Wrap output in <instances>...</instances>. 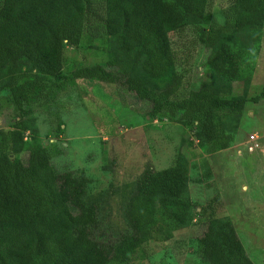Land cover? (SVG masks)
<instances>
[{
    "label": "trees",
    "instance_id": "1",
    "mask_svg": "<svg viewBox=\"0 0 264 264\" xmlns=\"http://www.w3.org/2000/svg\"><path fill=\"white\" fill-rule=\"evenodd\" d=\"M90 5L91 0H0V92L13 114L11 125L0 129V264H128L141 257L158 213L179 225L189 219L180 156L169 167L142 172L126 202L128 230L113 233L100 202L86 196L90 179L58 171L45 146L27 138L30 114L57 103L76 79L123 87L149 103L151 119L196 122L195 137L213 152L232 139L221 130V117L240 114L247 102L264 97V87L246 98L215 85L243 77L246 45L235 35L260 31L264 0H226L221 23L213 18L212 0H103L98 36L112 70L96 64L63 71L64 48L84 43L96 14ZM204 44L202 66L211 80L191 88L184 77ZM205 222L196 240L204 260L254 264L229 220L211 211Z\"/></svg>",
    "mask_w": 264,
    "mask_h": 264
},
{
    "label": "rangeland",
    "instance_id": "2",
    "mask_svg": "<svg viewBox=\"0 0 264 264\" xmlns=\"http://www.w3.org/2000/svg\"><path fill=\"white\" fill-rule=\"evenodd\" d=\"M225 4L226 0H212L211 12L218 23ZM90 6L96 14L89 19L84 43L76 49L64 48L63 71L96 64L112 70L98 36L103 0H91ZM235 36L246 45L244 75L234 82L217 80L215 85L226 88L230 96L251 98L264 87V26ZM90 39L91 47L86 48ZM207 49L204 44L194 52L192 69L183 74L188 87L211 80L210 71L202 66ZM184 90L183 84L180 92ZM4 97L5 92H0V129L13 122ZM149 109V103L115 83L78 78L57 103L30 114L25 135L35 136L45 146L58 171L71 170L90 179L86 196L100 202L101 215L113 233L128 230L126 202L142 172L169 167L180 156L188 177L189 219L179 225L158 213L157 225L147 229L141 257L128 264H209L196 240L211 211L215 218L232 223L252 262L264 264V97L247 102L240 114L221 117L220 128L232 139L226 148L214 152L195 137L196 122L184 125L151 119Z\"/></svg>",
    "mask_w": 264,
    "mask_h": 264
},
{
    "label": "water",
    "instance_id": "3",
    "mask_svg": "<svg viewBox=\"0 0 264 264\" xmlns=\"http://www.w3.org/2000/svg\"><path fill=\"white\" fill-rule=\"evenodd\" d=\"M263 154H264V149H263Z\"/></svg>",
    "mask_w": 264,
    "mask_h": 264
},
{
    "label": "bare ground",
    "instance_id": "4",
    "mask_svg": "<svg viewBox=\"0 0 264 264\" xmlns=\"http://www.w3.org/2000/svg\"><path fill=\"white\" fill-rule=\"evenodd\" d=\"M264 149V148H263Z\"/></svg>",
    "mask_w": 264,
    "mask_h": 264
},
{
    "label": "built area",
    "instance_id": "5",
    "mask_svg": "<svg viewBox=\"0 0 264 264\" xmlns=\"http://www.w3.org/2000/svg\"><path fill=\"white\" fill-rule=\"evenodd\" d=\"M253 137V136H252Z\"/></svg>",
    "mask_w": 264,
    "mask_h": 264
}]
</instances>
